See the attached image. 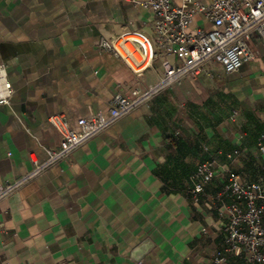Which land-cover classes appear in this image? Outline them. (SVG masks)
Masks as SVG:
<instances>
[{"label":"crops","instance_id":"obj_1","mask_svg":"<svg viewBox=\"0 0 264 264\" xmlns=\"http://www.w3.org/2000/svg\"><path fill=\"white\" fill-rule=\"evenodd\" d=\"M143 1L0 0V62L14 88L0 106V186L59 148L51 117L76 129L108 116L117 92L157 83L159 60L138 80L98 48L124 31L153 37V12L134 4ZM197 29L214 25L197 15ZM250 48L260 55L239 71L208 64L2 200L0 264H215L229 174L264 181V47L254 37ZM211 155L215 177L196 202L191 176Z\"/></svg>","mask_w":264,"mask_h":264},{"label":"built area","instance_id":"obj_2","mask_svg":"<svg viewBox=\"0 0 264 264\" xmlns=\"http://www.w3.org/2000/svg\"><path fill=\"white\" fill-rule=\"evenodd\" d=\"M153 12V37L140 31H124L99 41V51L123 61L139 80L144 73L161 62L162 72L157 83L144 90L134 89L125 94L117 92L111 100L109 115L97 113L82 118L77 128H70L64 116L50 118L51 125L62 135L57 150L48 152L44 162L32 160V170L12 183L0 186V202L8 199L25 184L40 176L51 165L66 160L71 152L90 139L108 130L116 121L133 110L150 102L166 88L182 82L186 77H198L210 63H217L225 73L239 71L254 61L259 50L250 48L257 37L264 47V0H212L202 4L194 0H182L175 5L171 0H145L134 2ZM197 15L214 25L206 31L190 27ZM14 88L4 64L0 62V106L10 104ZM237 113H234L236 116ZM208 152L209 148L206 147ZM239 152L228 154L232 160ZM215 159L200 163L191 176L189 193L196 202L215 177ZM228 198L226 221L223 225L224 247L217 250L215 264H226L237 258L245 264H264V181H251L245 176L230 173L228 182L218 195ZM207 233L206 230H203Z\"/></svg>","mask_w":264,"mask_h":264},{"label":"water","instance_id":"obj_3","mask_svg":"<svg viewBox=\"0 0 264 264\" xmlns=\"http://www.w3.org/2000/svg\"><path fill=\"white\" fill-rule=\"evenodd\" d=\"M141 255L139 256V258H137V261H141L142 260V257H144V256H141Z\"/></svg>","mask_w":264,"mask_h":264},{"label":"trees","instance_id":"obj_4","mask_svg":"<svg viewBox=\"0 0 264 264\" xmlns=\"http://www.w3.org/2000/svg\"><path fill=\"white\" fill-rule=\"evenodd\" d=\"M190 188H191V187L188 188V191H189Z\"/></svg>","mask_w":264,"mask_h":264}]
</instances>
